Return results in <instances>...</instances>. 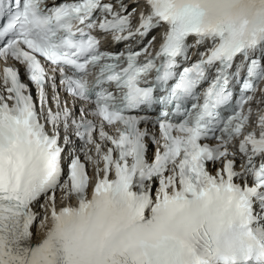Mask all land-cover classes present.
Returning a JSON list of instances; mask_svg holds the SVG:
<instances>
[{"label": "snow or ice", "instance_id": "snow-or-ice-1", "mask_svg": "<svg viewBox=\"0 0 264 264\" xmlns=\"http://www.w3.org/2000/svg\"><path fill=\"white\" fill-rule=\"evenodd\" d=\"M140 3L0 0V264H264V0ZM157 28L154 52L155 36L101 49ZM190 49L198 59L180 70ZM10 62L24 66L39 112ZM49 71L90 108L76 118L49 97ZM154 105V121L131 114ZM61 128L65 144L83 141L63 184ZM42 196L44 236L32 244Z\"/></svg>", "mask_w": 264, "mask_h": 264}, {"label": "bare ground", "instance_id": "bare-ground-1", "mask_svg": "<svg viewBox=\"0 0 264 264\" xmlns=\"http://www.w3.org/2000/svg\"><path fill=\"white\" fill-rule=\"evenodd\" d=\"M38 213V212H37Z\"/></svg>", "mask_w": 264, "mask_h": 264}]
</instances>
